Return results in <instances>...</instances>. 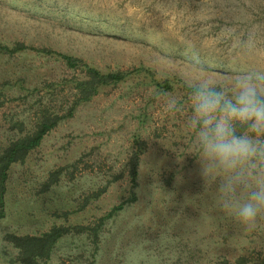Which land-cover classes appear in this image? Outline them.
I'll return each mask as SVG.
<instances>
[{
    "label": "rangeland",
    "instance_id": "obj_1",
    "mask_svg": "<svg viewBox=\"0 0 264 264\" xmlns=\"http://www.w3.org/2000/svg\"><path fill=\"white\" fill-rule=\"evenodd\" d=\"M0 44V154L71 111L7 170L0 264H22L9 235L53 226L36 264H264V221L246 231L204 184L184 84L264 71V0H0ZM83 65L125 74L79 99Z\"/></svg>",
    "mask_w": 264,
    "mask_h": 264
},
{
    "label": "clouds",
    "instance_id": "obj_2",
    "mask_svg": "<svg viewBox=\"0 0 264 264\" xmlns=\"http://www.w3.org/2000/svg\"><path fill=\"white\" fill-rule=\"evenodd\" d=\"M190 63L201 67L198 58ZM231 77H184L190 105L185 125L195 134L204 184L216 181L217 206L251 232L264 221V71ZM165 107L183 112L173 96H166Z\"/></svg>",
    "mask_w": 264,
    "mask_h": 264
},
{
    "label": "trees",
    "instance_id": "obj_3",
    "mask_svg": "<svg viewBox=\"0 0 264 264\" xmlns=\"http://www.w3.org/2000/svg\"><path fill=\"white\" fill-rule=\"evenodd\" d=\"M0 48L8 51H13L14 48H8L0 44ZM60 56L70 66H78L82 61L79 58L68 55L60 54ZM85 66L86 78L77 81V86L80 91L79 99H85L96 92L98 87L102 84L116 82L124 77V72H101L93 66ZM167 86V84L165 83ZM76 104V102L74 103ZM71 111L66 115H55L54 117L43 116L41 119L38 129L35 130L31 135L19 138L12 143L0 154V218L5 213V180L7 177V170L12 162L23 159V157L29 152L30 149L34 148L39 144L43 135L54 126L64 116H69ZM131 180L135 183L137 176V160L134 159L130 167ZM120 207V206H119ZM115 210V209H113ZM112 210V211H113ZM112 211L109 214H112ZM108 214V215H109ZM67 231V228L62 226H53L48 232L41 235H30V234H11L9 235L10 241L15 247L18 248V255L16 260L22 264H36L40 259L45 261L57 238ZM43 264V263H42ZM222 264H250L244 261L243 258H239L233 262L224 260Z\"/></svg>",
    "mask_w": 264,
    "mask_h": 264
}]
</instances>
